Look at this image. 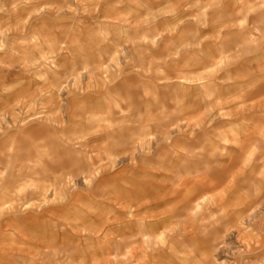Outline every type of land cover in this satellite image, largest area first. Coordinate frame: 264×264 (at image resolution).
Segmentation results:
<instances>
[{
    "label": "clouds",
    "instance_id": "clouds-1",
    "mask_svg": "<svg viewBox=\"0 0 264 264\" xmlns=\"http://www.w3.org/2000/svg\"><path fill=\"white\" fill-rule=\"evenodd\" d=\"M264 0H0V264H264Z\"/></svg>",
    "mask_w": 264,
    "mask_h": 264
},
{
    "label": "crops",
    "instance_id": "crops-1",
    "mask_svg": "<svg viewBox=\"0 0 264 264\" xmlns=\"http://www.w3.org/2000/svg\"><path fill=\"white\" fill-rule=\"evenodd\" d=\"M261 94H264V83L260 84L254 93V95H261Z\"/></svg>",
    "mask_w": 264,
    "mask_h": 264
}]
</instances>
